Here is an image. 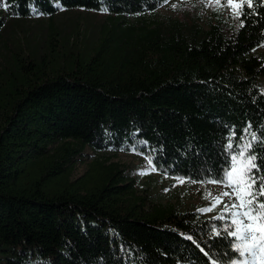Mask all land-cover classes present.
I'll return each instance as SVG.
<instances>
[{
    "label": "trees",
    "instance_id": "1",
    "mask_svg": "<svg viewBox=\"0 0 264 264\" xmlns=\"http://www.w3.org/2000/svg\"><path fill=\"white\" fill-rule=\"evenodd\" d=\"M1 1L15 19L113 15L117 34L0 51V264H232L233 240L214 219L137 193L118 163L70 174L85 146L133 147L164 175L220 180L251 143L264 176V0L205 27L125 23L165 0Z\"/></svg>",
    "mask_w": 264,
    "mask_h": 264
},
{
    "label": "rangeland",
    "instance_id": "2",
    "mask_svg": "<svg viewBox=\"0 0 264 264\" xmlns=\"http://www.w3.org/2000/svg\"><path fill=\"white\" fill-rule=\"evenodd\" d=\"M1 2L0 0V20L4 26L2 34H0V51L2 52L5 49L6 51L10 48L14 49L20 44L24 48L35 46L39 52H42L48 38L58 39L62 34L72 36L70 49L73 50L75 47L82 46L84 42L96 46L117 34L115 32L117 28L111 27V24L115 23L117 19L113 15L98 11L59 8L51 16L15 19L6 13ZM225 4L226 0H221L220 5H209L207 0H167L152 12L126 17L125 23L138 26L156 23L167 18L181 21L196 19L197 23L205 27L208 20L213 21L218 17L228 22L232 20L234 14ZM119 26L122 28L125 25ZM52 43L54 48L58 42L52 40ZM256 54H264V43L256 49ZM259 86L264 92V76L259 78ZM241 150L242 146L239 145V149L232 155H236ZM96 159L106 160V163L116 162L124 167L127 177L133 182V187L141 195H150L160 203L171 205L178 210H195L201 217L213 219V217L224 216L222 220L214 219L221 230H224L231 221V216L224 211V207L225 203L230 204L232 201L228 197H222L224 203H215L216 198L221 197L223 192L231 191L223 184L210 183V181L219 180L191 181L179 176L164 175L153 170L147 155L133 147L112 151L107 148L93 150L87 146L79 155L75 156L70 178L73 179L82 174L88 163ZM209 208L211 211L206 210ZM236 243L239 242L233 240L232 247ZM234 261L237 264H241V262L251 264L250 257H239L238 254ZM258 264H264V261H260Z\"/></svg>",
    "mask_w": 264,
    "mask_h": 264
},
{
    "label": "snow or ice",
    "instance_id": "3",
    "mask_svg": "<svg viewBox=\"0 0 264 264\" xmlns=\"http://www.w3.org/2000/svg\"><path fill=\"white\" fill-rule=\"evenodd\" d=\"M207 3L220 5L221 0H207ZM172 6L175 7V5ZM225 6L239 17L245 6L248 8L254 6V0H226ZM253 139H257L254 134ZM232 147L231 143L227 145L228 149ZM252 147L251 143L246 144L236 155H232L231 164L225 170L223 178L210 183L223 184L231 189L230 192H223L222 196L215 200L216 204L224 203L222 197H228L232 201L230 204L225 203L224 207V211L231 216L230 223L223 230L226 233L224 238L238 241L239 243L234 244L232 251L239 257H250L251 264H258L264 261V176L254 172L258 165L257 157L248 154V150ZM206 210L211 211V208ZM213 219L222 220L224 216L213 217ZM216 235L221 236L222 233L217 232ZM232 264L237 262L232 261ZM241 264H247V262H241Z\"/></svg>",
    "mask_w": 264,
    "mask_h": 264
}]
</instances>
